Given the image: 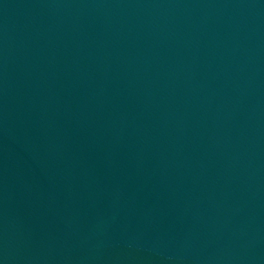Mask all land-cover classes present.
<instances>
[{
  "label": "water",
  "instance_id": "1",
  "mask_svg": "<svg viewBox=\"0 0 264 264\" xmlns=\"http://www.w3.org/2000/svg\"><path fill=\"white\" fill-rule=\"evenodd\" d=\"M0 264H264V0H0Z\"/></svg>",
  "mask_w": 264,
  "mask_h": 264
}]
</instances>
